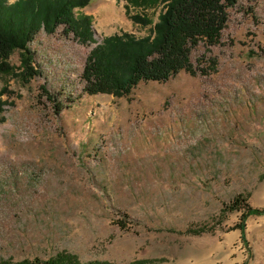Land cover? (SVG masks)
Instances as JSON below:
<instances>
[{"label": "rangeland", "instance_id": "1", "mask_svg": "<svg viewBox=\"0 0 264 264\" xmlns=\"http://www.w3.org/2000/svg\"><path fill=\"white\" fill-rule=\"evenodd\" d=\"M161 11L92 0L75 14L92 18L96 43L42 30L29 44L40 75L0 76V264H264V215L241 236L243 212L225 209L241 195L264 210V0L228 8L219 43L191 52L196 75L123 98L86 92L91 51L147 37L132 16ZM10 62L22 71L20 52Z\"/></svg>", "mask_w": 264, "mask_h": 264}, {"label": "trees", "instance_id": "2", "mask_svg": "<svg viewBox=\"0 0 264 264\" xmlns=\"http://www.w3.org/2000/svg\"><path fill=\"white\" fill-rule=\"evenodd\" d=\"M91 1L17 0L10 3V0H0V76L13 74L30 82L40 75L29 44L42 30L53 34L60 25H65L82 44L96 43L92 18L87 15L77 17L75 14L76 9L88 7ZM130 1L134 6L147 9L162 6V11L156 23L145 15L132 16L133 22L142 27L152 25L147 37L137 38L128 33L115 35L105 38L91 51L84 70L86 92L91 96L105 94L123 98L143 81L165 82L182 70L196 75L191 61L193 48L200 43L208 48L217 45L228 22L227 10L237 4V0ZM16 52L21 54L22 71L15 74L10 60ZM210 64L209 68L216 69L215 59ZM202 73L208 75V71L203 69ZM43 91L47 93L46 88ZM6 93L9 90L4 87L0 91V114L7 105V101L2 99ZM62 109V105L58 106L57 112ZM225 209L243 212L241 222L236 226L242 236L250 216L264 215V210L246 204L241 195ZM45 264L80 263L75 257L59 256Z\"/></svg>", "mask_w": 264, "mask_h": 264}, {"label": "crops", "instance_id": "3", "mask_svg": "<svg viewBox=\"0 0 264 264\" xmlns=\"http://www.w3.org/2000/svg\"><path fill=\"white\" fill-rule=\"evenodd\" d=\"M241 236H242V234H241Z\"/></svg>", "mask_w": 264, "mask_h": 264}]
</instances>
